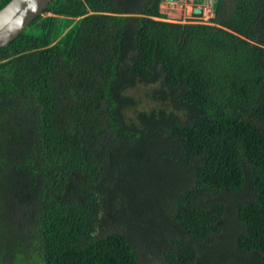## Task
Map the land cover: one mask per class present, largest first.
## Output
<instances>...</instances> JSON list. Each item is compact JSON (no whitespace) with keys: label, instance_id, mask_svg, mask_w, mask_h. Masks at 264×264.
<instances>
[{"label":"trees","instance_id":"16d2710c","mask_svg":"<svg viewBox=\"0 0 264 264\" xmlns=\"http://www.w3.org/2000/svg\"><path fill=\"white\" fill-rule=\"evenodd\" d=\"M163 1L53 0L0 49V264H141L117 195L168 264H264V0Z\"/></svg>","mask_w":264,"mask_h":264},{"label":"rangeland","instance_id":"374dc122","mask_svg":"<svg viewBox=\"0 0 264 264\" xmlns=\"http://www.w3.org/2000/svg\"><path fill=\"white\" fill-rule=\"evenodd\" d=\"M199 6H202V2L196 4L194 2L185 0H164L160 6V9L161 12L166 15V19L164 20L167 22L182 24H208L209 19L213 16V14L210 17L207 13H202L200 15L196 14L195 11L201 8ZM156 19L160 20L159 18ZM144 91H146V89L141 87V89H139V91L134 94L138 100L140 98H145L146 94ZM130 115L133 116L131 113ZM121 199L122 197L117 195L115 197L114 203L109 205V208L107 209L109 212V217L105 220L103 228L100 230V234H110L123 231L125 234H127L131 243L133 244L141 264H168L163 254L164 250L168 246L166 234L170 232L172 235L177 236L179 230L175 226H171L170 223L165 226L159 224L158 220L161 219L160 216L153 218L149 217L148 214L146 215L144 210L140 211L143 206H138L140 208L139 209L137 205L142 203V200L132 204V202L129 200L124 202ZM131 207L137 209V211L131 213L127 212ZM228 216L225 222L226 224H224L223 227H225V225L226 227H229V224H227L229 218H231L233 225L236 227L239 222L235 217L234 211H230ZM220 240L222 242V238H220ZM222 244L223 243L220 244L221 247L219 250L213 251L214 257L218 260L226 252L222 247ZM230 251L235 254V246H232Z\"/></svg>","mask_w":264,"mask_h":264},{"label":"water","instance_id":"95a60500","mask_svg":"<svg viewBox=\"0 0 264 264\" xmlns=\"http://www.w3.org/2000/svg\"><path fill=\"white\" fill-rule=\"evenodd\" d=\"M53 0H11L0 10V49L8 46ZM173 1V0H171ZM200 0H196L199 2ZM201 14L200 10L195 11Z\"/></svg>","mask_w":264,"mask_h":264},{"label":"built area","instance_id":"2783aa9c","mask_svg":"<svg viewBox=\"0 0 264 264\" xmlns=\"http://www.w3.org/2000/svg\"><path fill=\"white\" fill-rule=\"evenodd\" d=\"M173 1H175V0H173ZM180 1H184V0H180ZM185 1H191V2L196 3L195 0H185ZM213 5H214V0H203L202 1V6H199L201 8L198 9V10L201 11V14L202 13H207L209 15V17H210L213 14Z\"/></svg>","mask_w":264,"mask_h":264}]
</instances>
